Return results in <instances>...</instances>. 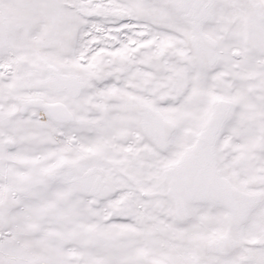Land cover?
<instances>
[{"label":"snow or ice","instance_id":"6c2138e0","mask_svg":"<svg viewBox=\"0 0 264 264\" xmlns=\"http://www.w3.org/2000/svg\"><path fill=\"white\" fill-rule=\"evenodd\" d=\"M0 264H264V0H0Z\"/></svg>","mask_w":264,"mask_h":264}]
</instances>
